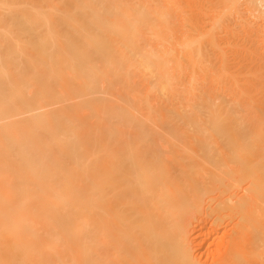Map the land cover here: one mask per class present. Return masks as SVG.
Returning <instances> with one entry per match:
<instances>
[{
    "label": "bare ground",
    "instance_id": "6f19581e",
    "mask_svg": "<svg viewBox=\"0 0 264 264\" xmlns=\"http://www.w3.org/2000/svg\"><path fill=\"white\" fill-rule=\"evenodd\" d=\"M0 264H264V0H0Z\"/></svg>",
    "mask_w": 264,
    "mask_h": 264
},
{
    "label": "rangeland",
    "instance_id": "374dc122",
    "mask_svg": "<svg viewBox=\"0 0 264 264\" xmlns=\"http://www.w3.org/2000/svg\"><path fill=\"white\" fill-rule=\"evenodd\" d=\"M206 225H208V226H209V225H210V223H209V224L207 223Z\"/></svg>",
    "mask_w": 264,
    "mask_h": 264
}]
</instances>
